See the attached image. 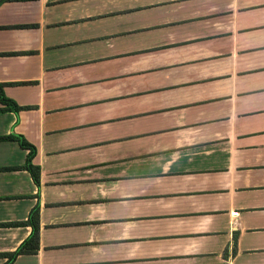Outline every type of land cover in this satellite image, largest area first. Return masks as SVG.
Returning a JSON list of instances; mask_svg holds the SVG:
<instances>
[{
  "label": "crops",
  "instance_id": "1",
  "mask_svg": "<svg viewBox=\"0 0 264 264\" xmlns=\"http://www.w3.org/2000/svg\"><path fill=\"white\" fill-rule=\"evenodd\" d=\"M0 89V264H264V0H0Z\"/></svg>",
  "mask_w": 264,
  "mask_h": 264
},
{
  "label": "trees",
  "instance_id": "2",
  "mask_svg": "<svg viewBox=\"0 0 264 264\" xmlns=\"http://www.w3.org/2000/svg\"><path fill=\"white\" fill-rule=\"evenodd\" d=\"M0 101L2 103H5L8 109L18 110L20 108V106L16 105L12 100L6 98L3 95L1 89H0ZM6 138L10 140H15L22 148L28 149V153L26 155V160L23 167L30 172L32 178L35 181H38V173H39L38 167L31 163V158L35 152L34 146L28 143L22 135L10 134ZM26 223H28L31 226L30 234L20 243V245L14 251L5 253L7 260L3 264H10L15 259V257L20 253H34L37 250L38 210L36 206L31 209Z\"/></svg>",
  "mask_w": 264,
  "mask_h": 264
},
{
  "label": "built area",
  "instance_id": "3",
  "mask_svg": "<svg viewBox=\"0 0 264 264\" xmlns=\"http://www.w3.org/2000/svg\"><path fill=\"white\" fill-rule=\"evenodd\" d=\"M237 212H233V214L235 215Z\"/></svg>",
  "mask_w": 264,
  "mask_h": 264
}]
</instances>
